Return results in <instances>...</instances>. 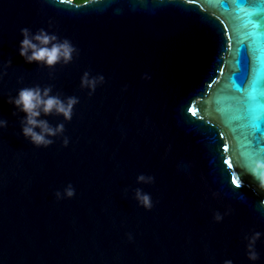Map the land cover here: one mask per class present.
<instances>
[{"label": "water", "instance_id": "95a60500", "mask_svg": "<svg viewBox=\"0 0 264 264\" xmlns=\"http://www.w3.org/2000/svg\"><path fill=\"white\" fill-rule=\"evenodd\" d=\"M22 28L79 54L53 69L29 64ZM9 60L0 264H264V193L244 173L249 151L264 158V0H0V65ZM85 72L105 78L91 96ZM37 85L79 99L71 122L40 117L65 124L67 147L58 137L37 148L22 134L26 114L8 99ZM141 174L154 183L138 184ZM68 184L75 196L57 200Z\"/></svg>", "mask_w": 264, "mask_h": 264}, {"label": "clouds", "instance_id": "9594fccd", "mask_svg": "<svg viewBox=\"0 0 264 264\" xmlns=\"http://www.w3.org/2000/svg\"><path fill=\"white\" fill-rule=\"evenodd\" d=\"M57 2V0H54ZM59 3H67L68 0H58ZM20 33L23 40L20 43L19 55L29 64L37 63L48 69H53L58 64L68 65L72 62L74 56H77L78 50L73 46L70 40H60L55 34H50L44 29H40L33 34L28 28H22ZM11 67V61L7 64L0 65V80L6 72L3 69ZM145 79L149 77L145 76ZM105 82L103 75L90 76L89 72H85L81 77L80 87L87 89L89 96L94 94L97 86ZM52 86L41 88L39 85L31 88H22L18 95L13 98L9 96L8 103L15 106L19 112L26 114V118L22 120L21 128L25 139L29 140L32 145L37 148H48L55 141L53 138L63 137V147H67L69 139L63 136L65 132V124L59 123L55 127L51 126L46 119H40L41 116H59L63 117L64 122H71L74 107L79 103V99L70 96L62 100L59 95H52ZM7 127V121L0 119V129ZM36 129H39L37 132ZM244 173L250 175L252 180L257 184L256 191L264 193V158H252L246 161L244 165ZM138 184H152L154 177L145 176L143 174L137 177ZM232 185L239 189L243 186V181L237 176L233 179ZM75 196V189L68 184L63 192L57 191L55 197L57 200L70 199ZM134 198L139 206L150 211L153 207L152 199L149 194L144 193L137 188ZM260 207L264 208V200L260 201ZM220 213L214 215V220L219 223L223 220ZM262 233L254 232L247 239V258L249 261L255 262L259 259L256 251V242L261 238ZM224 264H233L232 260L224 261Z\"/></svg>", "mask_w": 264, "mask_h": 264}, {"label": "snow or ice", "instance_id": "6c2138e0", "mask_svg": "<svg viewBox=\"0 0 264 264\" xmlns=\"http://www.w3.org/2000/svg\"><path fill=\"white\" fill-rule=\"evenodd\" d=\"M191 111H193V114H195V109H191ZM254 155V150H252V151H249L248 153H247V156H248V158L250 159L252 156ZM226 163H228V167L229 168H232L233 167V164L232 163H229L228 161H226ZM238 175L236 174V173H232L231 174V183H233V179L235 178V177H237ZM239 177V176H238Z\"/></svg>", "mask_w": 264, "mask_h": 264}, {"label": "trees", "instance_id": "16d2710c", "mask_svg": "<svg viewBox=\"0 0 264 264\" xmlns=\"http://www.w3.org/2000/svg\"><path fill=\"white\" fill-rule=\"evenodd\" d=\"M86 1H88V0H74V2L77 4H81V3H84Z\"/></svg>", "mask_w": 264, "mask_h": 264}]
</instances>
